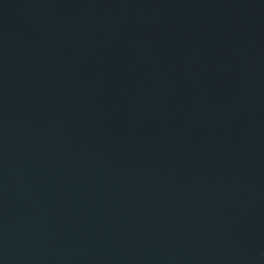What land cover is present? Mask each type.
<instances>
[{"label":"water","instance_id":"water-1","mask_svg":"<svg viewBox=\"0 0 264 264\" xmlns=\"http://www.w3.org/2000/svg\"><path fill=\"white\" fill-rule=\"evenodd\" d=\"M0 264H264V0H0Z\"/></svg>","mask_w":264,"mask_h":264}]
</instances>
